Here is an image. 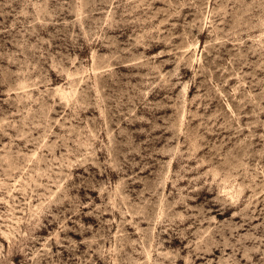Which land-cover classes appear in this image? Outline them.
Returning a JSON list of instances; mask_svg holds the SVG:
<instances>
[{"label":"rangeland","instance_id":"1","mask_svg":"<svg viewBox=\"0 0 264 264\" xmlns=\"http://www.w3.org/2000/svg\"><path fill=\"white\" fill-rule=\"evenodd\" d=\"M0 264H264V0H0Z\"/></svg>","mask_w":264,"mask_h":264}]
</instances>
